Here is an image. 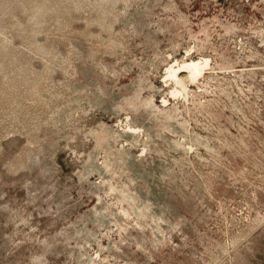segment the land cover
Returning a JSON list of instances; mask_svg holds the SVG:
<instances>
[{"label": "rangeland", "instance_id": "rangeland-1", "mask_svg": "<svg viewBox=\"0 0 264 264\" xmlns=\"http://www.w3.org/2000/svg\"><path fill=\"white\" fill-rule=\"evenodd\" d=\"M0 264H264V0H0Z\"/></svg>", "mask_w": 264, "mask_h": 264}, {"label": "bare ground", "instance_id": "bare-ground-1", "mask_svg": "<svg viewBox=\"0 0 264 264\" xmlns=\"http://www.w3.org/2000/svg\"><path fill=\"white\" fill-rule=\"evenodd\" d=\"M211 67V60L208 58H202L195 60L193 58L187 59L183 62H172L171 65L166 69L165 81H171L176 87L182 89V92L188 94L189 86L199 83L200 80L205 76L206 71ZM181 91H172L171 97L181 95ZM164 104L168 105L169 101L164 99ZM130 132L136 134L138 129L130 127Z\"/></svg>", "mask_w": 264, "mask_h": 264}]
</instances>
